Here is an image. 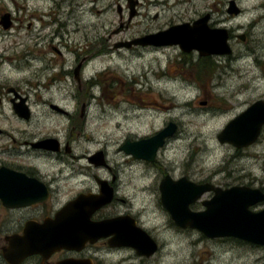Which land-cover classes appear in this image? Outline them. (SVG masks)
I'll return each mask as SVG.
<instances>
[{
	"label": "flooded vegetation",
	"instance_id": "1",
	"mask_svg": "<svg viewBox=\"0 0 264 264\" xmlns=\"http://www.w3.org/2000/svg\"><path fill=\"white\" fill-rule=\"evenodd\" d=\"M124 1L128 9L132 6V11L129 9L132 19L137 15L133 8L140 4L136 0ZM20 2H11L16 7L17 18L10 10L0 9V37L12 39L15 32L16 52L20 55L15 69L17 86L41 95L52 90L66 94L57 102L53 98L37 97L42 107L63 111L51 110L61 115L62 124L57 130L46 122L31 120V112L29 120L20 118L14 106L24 104L28 108L27 97L0 80V98L5 91L6 101L14 113V120H1L0 124V264H212V257L204 261L200 256L202 242H235L260 248L233 238L209 239L196 229L180 228L173 222L172 214L181 212L184 204L190 213L202 214L207 211V203L214 204L218 194L233 188L257 191L264 198L263 182L219 184L214 178L194 181L189 175L192 155L186 158L185 171L180 175L176 173L180 165L173 162L167 163V168L162 164L157 166L158 154L165 151L176 135L165 141L153 163L136 160L121 150L127 142L146 139L128 136L116 150V154L122 151L127 158L124 166L114 167L103 146L93 152L89 149L95 143L89 142L85 134L86 120H73L71 113L62 109L72 99L74 105L83 110L88 105L87 87H99L96 78L88 80L84 75L92 59L126 49L124 44L137 39L120 41L106 48V42L112 37L109 36L108 41L99 36L89 37L88 28L97 29L98 24H102L98 21L101 15L112 5H104V0ZM28 2L33 6L27 5ZM119 5L120 0H116L118 13ZM228 9L229 5L224 10L227 18L242 14L239 9L237 16H231ZM205 16H209L210 28L214 18L208 11L196 16L191 24L178 21L176 17L169 21L167 29L192 25ZM158 19L156 16L152 20ZM120 27L113 35L125 30L124 25ZM151 34L156 33H148ZM233 38V33L228 32V42ZM237 40L246 43L248 37L245 34ZM135 49L164 53L179 48L131 47L128 50ZM30 60L45 63L38 70L39 75L34 74L31 80L21 78L18 62L27 66ZM10 76L11 73L5 74L6 82L12 80ZM90 100L94 98L90 96ZM99 154H102L101 162H89ZM136 161L145 167L141 184L136 182L135 171L130 169L136 166ZM225 170L223 174L229 177ZM202 187L209 190L200 196ZM101 201H105L104 205ZM249 211L263 212L264 199ZM72 234L77 236L75 240ZM185 252L189 253L186 257Z\"/></svg>",
	"mask_w": 264,
	"mask_h": 264
},
{
	"label": "rangeland",
	"instance_id": "2",
	"mask_svg": "<svg viewBox=\"0 0 264 264\" xmlns=\"http://www.w3.org/2000/svg\"><path fill=\"white\" fill-rule=\"evenodd\" d=\"M136 1L140 4L133 8L137 15L130 19L124 0H120V13L116 11V0H104V5L111 4L112 7L101 15L98 21L102 24H98L97 29L88 28L89 37L99 36L108 41L110 36L112 38L105 47L111 48L120 41L166 30L169 21L176 17L178 21L191 24L196 16L210 11L214 18L211 29L233 33V40L228 42L232 55L201 60L196 52L182 54L179 49L153 53L121 48L119 52L95 57L84 71L88 80L96 78L99 84L97 88L87 87L88 105L82 110L71 99L62 107L71 113L73 120H86L85 134L89 142L95 143L89 149L93 152L103 146L110 165L123 167L127 158L122 151L116 154V150L128 136L148 139L173 124L176 127L173 136L176 137L164 152L159 151L157 166L166 167L167 163L173 162L180 165L176 171L180 175L185 171L186 158L192 155L189 175L194 181L214 178L219 184H234L235 181L264 183V129L258 142L242 151L227 144L221 145L216 139L224 127L250 105L264 102V0ZM230 1L242 10L241 16H225L224 10ZM11 2L0 0V9L10 10L17 18L16 7ZM13 2L21 4L20 0ZM27 5L33 6V3ZM156 16L159 19L153 21ZM121 25L125 30L113 35ZM14 33L12 39L0 37V75H3L0 80L27 97L31 120L46 122L58 130L62 124L61 115L42 107L37 97L53 98L57 102L66 93L52 90L41 95L17 86L15 69L20 55L16 52ZM245 34L248 37L246 43L237 40ZM44 63L30 60L26 66L18 62L17 68L22 70L18 75L31 80L34 74L39 75L38 70ZM8 73L12 74L10 83L5 81ZM6 95L3 91L0 98V124L1 120H14ZM90 96L94 100H90ZM135 164L130 169L135 171L136 182L141 184L145 167L140 161ZM223 170L230 176L226 177ZM225 243L202 242L200 256L204 261L212 257V264H264V248ZM187 255L189 253L185 252L184 256Z\"/></svg>",
	"mask_w": 264,
	"mask_h": 264
},
{
	"label": "water",
	"instance_id": "3",
	"mask_svg": "<svg viewBox=\"0 0 264 264\" xmlns=\"http://www.w3.org/2000/svg\"><path fill=\"white\" fill-rule=\"evenodd\" d=\"M129 9L132 11V6ZM227 13L231 16H237L240 13L233 1L229 2ZM3 20L6 21L7 18H3ZM208 21L209 16H205L192 25L184 24L171 27L156 34L137 38L123 46L126 49L131 47L162 48L177 46L185 54L196 52L199 58L229 56L231 50L228 45V31L225 29H211L208 26ZM51 110L63 113L62 110L56 107H51ZM14 111L20 118L29 120L30 111L24 104L23 107L14 106ZM263 127L264 102L257 101L229 122L217 135L216 139L221 145L227 144L235 150H243L257 142ZM175 132V125L169 124L168 127L151 138L135 143L127 142L121 150L136 160L153 163L158 151L164 147L165 141L171 138ZM101 156L102 154L92 157L89 162L92 163V160L93 162L95 160L101 162ZM183 181L185 180L183 179ZM208 190L209 188L202 187L200 196ZM216 192L220 191L216 190ZM263 199L257 191L246 188H233L218 194L214 204L207 203L206 212L192 214L187 210L188 206L184 204L181 212L175 211V214H172V220L180 228L196 229L209 239L233 238L264 248V211L260 213L249 211L250 207L255 206ZM101 203L104 205L105 201H101ZM74 237L77 236L72 234L71 238ZM79 237L82 240L86 239L82 236ZM73 243V240H71V244ZM76 243L78 242L75 241ZM61 244L66 243L62 242Z\"/></svg>",
	"mask_w": 264,
	"mask_h": 264
},
{
	"label": "bare ground",
	"instance_id": "4",
	"mask_svg": "<svg viewBox=\"0 0 264 264\" xmlns=\"http://www.w3.org/2000/svg\"><path fill=\"white\" fill-rule=\"evenodd\" d=\"M92 84V83H91ZM94 84H96V83H94Z\"/></svg>",
	"mask_w": 264,
	"mask_h": 264
},
{
	"label": "trees",
	"instance_id": "5",
	"mask_svg": "<svg viewBox=\"0 0 264 264\" xmlns=\"http://www.w3.org/2000/svg\"><path fill=\"white\" fill-rule=\"evenodd\" d=\"M202 62V61H201ZM203 70V69H202Z\"/></svg>",
	"mask_w": 264,
	"mask_h": 264
}]
</instances>
